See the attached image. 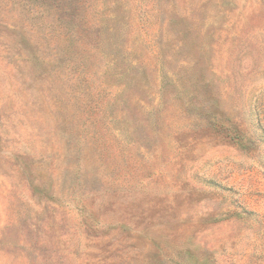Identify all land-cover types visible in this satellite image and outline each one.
Here are the masks:
<instances>
[{"label": "rangeland", "instance_id": "obj_1", "mask_svg": "<svg viewBox=\"0 0 264 264\" xmlns=\"http://www.w3.org/2000/svg\"><path fill=\"white\" fill-rule=\"evenodd\" d=\"M0 264H264V0H0Z\"/></svg>", "mask_w": 264, "mask_h": 264}]
</instances>
